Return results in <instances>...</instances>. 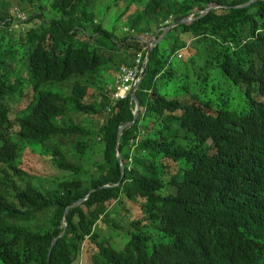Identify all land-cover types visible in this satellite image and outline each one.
I'll use <instances>...</instances> for the list:
<instances>
[{
	"label": "trees",
	"instance_id": "16d2710c",
	"mask_svg": "<svg viewBox=\"0 0 264 264\" xmlns=\"http://www.w3.org/2000/svg\"><path fill=\"white\" fill-rule=\"evenodd\" d=\"M249 1L0 0V264H264V0L236 8ZM13 3L32 9L23 30ZM189 15L150 53L122 178L134 103L111 84ZM28 152L71 176L44 186ZM105 185L70 208L49 258L67 207ZM111 206L136 219L101 235Z\"/></svg>",
	"mask_w": 264,
	"mask_h": 264
},
{
	"label": "rangeland",
	"instance_id": "374dc122",
	"mask_svg": "<svg viewBox=\"0 0 264 264\" xmlns=\"http://www.w3.org/2000/svg\"><path fill=\"white\" fill-rule=\"evenodd\" d=\"M107 2V0H87V3L92 7L95 8L97 5H99V3H105ZM136 8V3L133 4V6L130 9L129 13H132ZM7 13L11 16L12 21L11 22V28L12 30H17V29H22L23 27L26 26V24H24V21L26 19H28V15L32 14V9L28 8L27 9V13L26 11H22L21 7L18 6L16 3L13 5H11L10 9H6ZM117 10H114L110 13V15L108 16L107 19V23H109L110 26L112 25H117V30H115L117 35L122 36L125 32V26L120 22V23H116L115 19L117 16ZM52 15H54L53 13H50ZM24 19V20H23ZM22 22V23H21ZM30 26V25H29ZM15 38V37H14ZM13 38V39H14ZM180 56H178L179 58ZM173 65H175V63H173ZM219 82L220 84L223 83V80H221L220 78L216 79V82ZM161 82H158V87L161 89ZM167 89V88H166ZM18 106H14L13 110H15ZM77 123L81 124L84 121L86 122V120L90 122H92L89 126L91 127H95L97 125H101L103 123V118L99 119L98 117H93L91 116L90 118L85 117L83 115H77ZM65 147L67 148V144L65 143ZM70 149V148H68ZM67 149V150H68ZM71 151V150H70ZM95 155V154H94ZM52 156H45L43 154H31V153H27L25 154L23 161H25V166H22L23 169L25 171H27L29 174H31V176H35L36 178L40 179L41 182H43L44 186H50L51 182H54L55 179L59 180H64V179H69V177L71 176V173H67L64 172L62 170H59L51 161ZM75 159H70V162H74ZM90 162H88L86 164L85 167H88L90 169ZM94 172H96V170H94ZM57 182V180L55 181V183ZM133 194V191L130 192V195ZM112 207V206H111ZM110 207V208H111ZM113 208V207H112ZM110 209V212L108 214V216H105L102 218V220L98 223V227L96 228V232H98L101 235H107V232H110V235H114V233H112V231H110L109 227H111V221L110 219H115V221L122 227V230H124L123 232L127 231L131 221L136 219V214L131 212V215H124L125 212L123 211V213H121V207H117ZM113 230V228H112ZM79 264H90V262L86 259L81 260V262H79Z\"/></svg>",
	"mask_w": 264,
	"mask_h": 264
},
{
	"label": "water",
	"instance_id": "95a60500",
	"mask_svg": "<svg viewBox=\"0 0 264 264\" xmlns=\"http://www.w3.org/2000/svg\"><path fill=\"white\" fill-rule=\"evenodd\" d=\"M255 1L257 0H250L248 3L244 4V5H241L239 7H236V8H243V7H246L248 5H250L251 3H254ZM218 8V6L216 5H212L208 8H206L205 10L203 11H200L199 12V15L197 18H201L203 16H205L209 11L213 10V9H216ZM193 15H189L185 18H182L176 22H173V23H170L169 25H167L165 28H163L160 36L158 38H154V37H151L150 39L148 40H143L145 43H146V51H145V57H144V69L146 68L147 69V66H148V61H149V56H150V53L152 51V49L159 43L163 40V38L166 36V34L169 32L170 29L176 27V26H179L181 24H185V23H188V22H191L194 20V18L192 17ZM143 79V76L140 75L139 78L134 82L133 84V91L131 93V98L133 100V103H134V110H133V121L130 122V123H127L126 125L122 126L119 128V131H118V136H117V146H116V156H117V159L120 161V166H121V172H122V178L124 176V170H125V167H124V162L122 160V156H121V153H120V148H119V141L122 137V134H123V131L124 129L128 128V127H131L134 122L136 121V118H137V115H138V110H139V104H138V101H137V98H136V95H135V91L137 90V88L139 87L141 81ZM108 186L105 185V186H101V187H98L96 189H92L89 191V193L82 199H79L78 201L74 202L70 207H67L65 213H64V218H63V221H62V224H61V227L63 228V232L56 238L53 239L52 241V244H51V247L49 249V255L48 257L50 258L51 254H52V251L54 249V246L56 245L57 241L65 235V232H66V229H67V216H68V213H69V210L70 208H75V207H79L80 205H82L84 202H86L91 194L93 192H95L96 190H99V189H102V188H107Z\"/></svg>",
	"mask_w": 264,
	"mask_h": 264
},
{
	"label": "built area",
	"instance_id": "2783aa9c",
	"mask_svg": "<svg viewBox=\"0 0 264 264\" xmlns=\"http://www.w3.org/2000/svg\"><path fill=\"white\" fill-rule=\"evenodd\" d=\"M144 65L141 55L138 54L132 67L122 66L114 84L113 100L119 101L126 99L133 91V84L142 75Z\"/></svg>",
	"mask_w": 264,
	"mask_h": 264
},
{
	"label": "bare ground",
	"instance_id": "6f19581e",
	"mask_svg": "<svg viewBox=\"0 0 264 264\" xmlns=\"http://www.w3.org/2000/svg\"><path fill=\"white\" fill-rule=\"evenodd\" d=\"M15 4V3H14ZM18 4V3H17ZM59 15V14H58ZM59 17V16H58ZM58 17H56V18H58ZM24 20V19H23ZM28 21V20H27ZM95 22V21H94ZM22 23V22H21ZM24 24H26V23H24ZM89 24H91V21H90V23ZM92 25V24H91ZM24 28V27H23ZM11 30V29H10ZM23 30V29H22ZM13 31V30H12ZM11 31V32H12ZM15 40V39H14ZM103 41V40H102ZM138 54H140V53H138ZM137 54V55H138ZM137 55H136V57H137ZM141 55V54H140ZM145 57V56H144ZM141 60H142V62H143V64H144V59L141 57ZM116 79H117V77H116ZM116 81V80H115ZM115 84V83H114ZM63 92H64V90H63ZM114 93V92H113ZM132 93V92H131ZM129 96H131V94L129 95ZM125 100V99H124ZM259 195V194H258ZM262 195H260L259 197H261ZM263 197V196H262Z\"/></svg>",
	"mask_w": 264,
	"mask_h": 264
},
{
	"label": "crops",
	"instance_id": "0c3cea01",
	"mask_svg": "<svg viewBox=\"0 0 264 264\" xmlns=\"http://www.w3.org/2000/svg\"><path fill=\"white\" fill-rule=\"evenodd\" d=\"M115 80L112 82L111 87L114 85Z\"/></svg>",
	"mask_w": 264,
	"mask_h": 264
}]
</instances>
